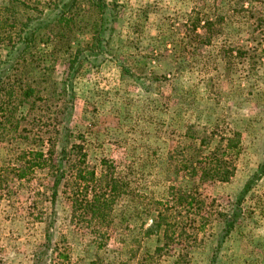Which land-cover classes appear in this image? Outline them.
Listing matches in <instances>:
<instances>
[{
  "label": "rangeland",
  "instance_id": "374dc122",
  "mask_svg": "<svg viewBox=\"0 0 264 264\" xmlns=\"http://www.w3.org/2000/svg\"><path fill=\"white\" fill-rule=\"evenodd\" d=\"M109 1L117 2L119 11L114 59L96 69L84 67L77 76L71 129L83 145L82 168L99 177L106 162L131 193L117 201L108 236L95 239L92 232L101 226L79 222L70 188L60 187L53 203L52 179L43 167L36 166L30 181L14 177L23 152L57 155L60 145L42 131L21 135L0 126V264H34L51 220L63 256L57 264H174L177 251L156 258V233L147 234L156 218L155 203L168 199L171 186L186 187V180L173 173L172 159L192 145L209 156L221 138L237 132L241 152L235 177L230 183L200 185L208 213L200 212L209 217L191 264H213L220 216L230 212L263 161L264 0ZM4 4L0 0V8ZM196 10L220 30L210 45L187 33ZM8 51L1 46L0 58ZM64 70L57 67L59 82ZM21 123L29 127L30 121ZM243 210L216 264H264V177L246 196ZM99 244H105L100 251Z\"/></svg>",
  "mask_w": 264,
  "mask_h": 264
},
{
  "label": "trees",
  "instance_id": "16d2710c",
  "mask_svg": "<svg viewBox=\"0 0 264 264\" xmlns=\"http://www.w3.org/2000/svg\"><path fill=\"white\" fill-rule=\"evenodd\" d=\"M4 1L0 8V47L6 45L9 51L5 58H0V126L21 135L42 131L49 142L60 145L57 155L23 152L21 167L14 177L21 182L30 181L32 171L43 167L52 179L53 203L60 187L70 188L69 200L76 209L77 219L101 226L92 234L103 241L113 223L117 201L131 193L129 184L122 182L106 162L99 177L95 171L82 168L86 156L83 145L75 142L79 138L72 132L71 121L76 102L74 82L79 73L84 67L96 69L114 59L111 44L119 18L118 4L109 0ZM187 33L199 44L210 45L218 39L220 30L196 10L189 16ZM57 67L65 68L61 82L56 78ZM129 75L139 81L135 75ZM19 115L24 116L18 120ZM25 120L30 121V128L22 125ZM206 141L201 140L203 145ZM240 152L241 134L237 132L232 137L221 138L209 156L203 157L196 145L180 148L172 159L173 173L186 180V187L171 186L168 199L155 203L156 218L147 231V234L156 233V258L176 250L174 264H191L192 250L198 245L201 227L209 217L201 214L208 212L204 209L207 204L202 199L200 185L214 181L230 183L236 174L235 158ZM262 177L264 157L236 195L230 212L220 216L221 228L214 236L213 264L244 216L246 196ZM199 179L202 183L197 184ZM54 222H48L46 241L34 254V264H57V259L63 257L54 242ZM103 245H98V251Z\"/></svg>",
  "mask_w": 264,
  "mask_h": 264
}]
</instances>
